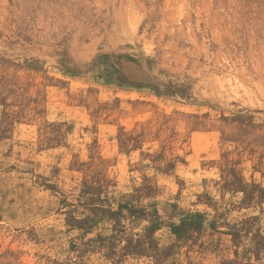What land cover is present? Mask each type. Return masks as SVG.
<instances>
[{
    "label": "rangeland",
    "instance_id": "rangeland-1",
    "mask_svg": "<svg viewBox=\"0 0 264 264\" xmlns=\"http://www.w3.org/2000/svg\"><path fill=\"white\" fill-rule=\"evenodd\" d=\"M0 264H264V0H0Z\"/></svg>",
    "mask_w": 264,
    "mask_h": 264
}]
</instances>
